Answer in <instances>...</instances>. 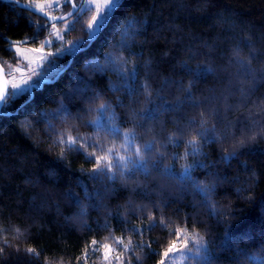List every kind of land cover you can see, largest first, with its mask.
<instances>
[{"label":"trees","instance_id":"16d2710c","mask_svg":"<svg viewBox=\"0 0 264 264\" xmlns=\"http://www.w3.org/2000/svg\"><path fill=\"white\" fill-rule=\"evenodd\" d=\"M70 7L63 3L56 11L61 9L65 14ZM92 14L79 10V16L64 22V39L53 44L54 50H64L54 54L55 70L48 65L45 73L53 70L49 76L53 79L69 66L54 82L33 90L31 99L29 92L11 96L9 91L7 96L5 114L0 116V246H11L0 255V264H45L46 260L54 264L61 259L63 264H75L93 239L106 243L110 235L122 237L125 243L131 239L135 245H145L143 252L131 254V264H137L136 257H140L139 264H157V253L172 239L170 229L174 234L177 227L203 238L207 252L200 249V262L194 264H264V138L238 147L236 158L221 162L225 150H232L231 133L239 136L250 123L247 112L252 104L264 102V80L258 78L245 107L236 110L244 77L236 75L235 49L239 48V57L245 61L253 57L251 66L258 77L264 69V0H121L107 29L89 44L86 29ZM132 19L138 22L136 34L124 42L120 24ZM45 21L13 3L0 1L3 66L4 61H16L9 41L26 40L38 47L51 35V23L44 25ZM64 23L56 24L64 28ZM75 41H85L84 49L71 60L74 52L67 49ZM117 56L129 61L123 71L136 69L134 79L119 75L121 66L109 62ZM206 67L213 71H203ZM190 82L192 97L200 107L193 108L184 100L187 93L180 89L188 88ZM144 84L152 89L153 103L146 107L160 105L161 111L151 119L145 112V119L138 121L143 127L136 129L137 144L154 138L160 141L157 149L168 157L165 165L177 155L183 156L186 141L192 139L189 120L195 118L198 127L201 111L211 115L218 109L223 117L225 106H231L228 118L234 122L232 129L214 117L207 125L209 130L215 125L223 143H205L201 138L199 144L204 156L198 159L207 167L196 168L193 178L215 184L209 199L196 192L190 182L181 185L162 178L155 170L147 179L142 174L135 180L117 177L114 183L103 176L93 179L89 171L93 163L86 162L87 153L79 145L75 151L65 149L64 158H60L61 146L54 144L59 133L68 130L73 135L94 136L92 127L85 124L92 119L107 120L106 113L97 111L102 103L115 111L122 132L130 128L128 106L139 111L145 105H132L129 92L143 102ZM178 100L184 103L176 107ZM121 103L125 107H120ZM177 127L185 135L178 138V144L168 143L167 137ZM148 128L153 131L148 132ZM101 141L111 146L103 134ZM151 155L156 157L158 152ZM89 159L94 162L95 158ZM183 163L175 162L177 174ZM82 210L85 215L80 217ZM150 212L156 227L143 237L130 234L129 229L151 223L147 219ZM161 215L169 227L159 224ZM149 243L151 247H147ZM27 247L41 255L30 258ZM99 255L90 250L88 264H98Z\"/></svg>","mask_w":264,"mask_h":264},{"label":"snow or ice","instance_id":"6c2138e0","mask_svg":"<svg viewBox=\"0 0 264 264\" xmlns=\"http://www.w3.org/2000/svg\"><path fill=\"white\" fill-rule=\"evenodd\" d=\"M13 3H16L19 7L24 9L34 8L36 12H39L43 17H46L44 25H47L48 21H51V28L53 31L50 33L55 36L57 39H63L61 36V29L57 27L56 21H64L68 17H72L74 14L79 16V11L77 5L73 3V0H63L64 4H71L73 11H67L66 14H61L60 16L52 15L50 9L58 8L61 6L62 0H27V2L21 4L20 0H12ZM85 4L89 11L94 9L91 18L88 21L86 36L87 43L94 42L100 34L103 33L110 23L114 9L120 6L121 0H85ZM84 5H81L80 11H83ZM137 21L135 19L124 21L120 24V31L122 36V41L126 42L133 35L136 34ZM44 30H47V27H44ZM35 43V40L31 41ZM17 47L16 52L18 55H23L24 52H31L36 54L31 60L28 61L26 65V72L28 75L22 79V83H16L15 80L12 82V88L15 90L12 95L28 93L30 89H34L43 82L44 73L39 71L43 67V62L47 61L49 57H52L54 54L51 51H45L46 45L52 43V41H44L40 47H33L30 49L21 48L19 45L21 41H15ZM85 41H75L70 44L67 51L76 52L81 50ZM251 46V45H249ZM63 48H57V52L63 51ZM237 55V76H243L244 78L240 80V87L238 89L241 102L237 107V111L245 107V102L249 99V93L253 90L254 85L257 79L264 80V69H261L259 77L257 76V71L251 66L253 57H249L247 61L239 57L240 50L239 48L235 49ZM27 59V58H26ZM114 65H120L121 68L118 69V74L122 77H131L135 78L137 71L135 68H132L127 71L122 69L126 68L129 61L120 58L119 56L111 59L109 61ZM186 66V65H185ZM20 71L21 75L24 76V70L16 69ZM200 71L199 66L197 67V73ZM206 72H212L211 67H206L203 69ZM4 69L0 68V79L4 76ZM35 77V79H34ZM168 81H165L167 84ZM246 85L252 87L246 88ZM118 90V89H117ZM183 92H186L187 95L184 97V100L190 101V106L193 108L200 107V103L195 101L191 94V82L188 88L181 87L180 89ZM143 95L144 100L141 102L139 99L135 98L134 93L129 92V96L132 97L131 104H141L143 103L145 107H142L139 111L135 107L128 106V111L130 112L131 127L127 128L123 132L121 131L122 125L119 123V118L117 117L115 111L107 103H102L97 109L101 114H107V120L101 122L100 119H92L87 121L85 126H91L94 132V136H87L76 134L73 135L71 131L65 130L64 132L59 133V138L54 141V144L61 146L60 158H64V150L75 151L77 150L75 146L79 145L80 149H84L87 153L86 162L93 163V167L89 170L92 173V178L96 179L99 176H103L108 181L115 182L117 177L122 180H135V176L142 174L145 179L152 175V172L155 170L162 178L167 180H176L181 185H185L186 182H190L191 187L198 193L202 194L205 199H209L211 193L215 190V184L208 185L202 182H198L197 179L193 178V172L196 168L204 169L207 167L199 157H203L204 153L202 152L199 144L201 138L203 142H221L223 143L224 137L216 133L215 125L209 130L207 127L208 121L211 117H214L218 122L223 123L226 129H232L234 127V122L228 118V113L232 111L231 106L226 105L224 109V115L221 117V113L218 109H214L211 115L207 112L201 111L199 113L200 121L197 127L195 118L188 121L187 127L191 129L192 139L187 140L185 143V152L183 156L177 155L175 160L172 163L164 164V160L168 159L166 154L163 151L157 149V144L160 143L157 139L150 140L143 144H137V133L136 129L143 127L138 121L144 120V113H148V118H154L156 112L161 111L160 105H155L153 108H147L146 105L153 103L152 89L148 84L143 85ZM5 100V87L3 84H0V103ZM184 103L183 100H178L176 107H179ZM120 107H125L122 103ZM91 112L92 109H89ZM264 118V102L252 104V108L247 112V119L249 124L241 129L239 136L232 132V150H225L224 155L221 157L222 163H229L232 159L236 158L238 147L245 146L249 143L256 142L259 139L264 138V123L261 122ZM241 120L244 117L240 118ZM27 127V125H26ZM49 131L51 128L49 127ZM148 132H152L151 128L147 129ZM106 136L111 141V146H107L106 143L101 141V135ZM185 132L183 129L177 127L176 130L167 137V142L172 144H178V138L183 137ZM65 136L67 137L65 139ZM95 140V143L92 141ZM119 141V144L116 143ZM91 148L92 151L88 152V149ZM163 148V144H161ZM97 152L101 153L97 155ZM158 152L156 157H152L151 154ZM146 156L150 157L146 159ZM89 157H94L93 160ZM191 158V162H189ZM206 158V157H204ZM183 160V166L181 167L180 172L177 174L174 164L176 161ZM163 165V166H162ZM219 181L220 177H215ZM131 201L129 202V204ZM213 208L215 205L213 204ZM85 215V212L82 210L78 216L82 217ZM147 219L151 222L142 227H137L129 229L130 234H139L141 237L144 236L146 232H150L152 228L156 227V218L150 212ZM159 224L163 227H169L166 223V218L161 215L159 218ZM107 228V225H105ZM2 231V229H0ZM17 237L21 235L19 228L16 229ZM172 239L169 240L167 246L160 252L157 253L159 259L157 264H170L177 253H183L185 251L191 252L192 249L189 247V242L198 245L197 255L200 253V249H203L205 254L207 249L204 248V245L201 243L202 237L198 235H191L188 233L187 228L177 227L174 234L171 233ZM106 240L110 242L99 243L96 239H93L90 244H87L82 250L81 256L76 258L75 264H88V259L91 252H99L100 255L96 257L98 264H131V254L135 251L143 252L145 245L141 243L140 245H135L131 239L127 243L124 242L122 237H106ZM5 243L4 246H0V255H3L5 249L10 247ZM116 246H120L117 248ZM151 247V243L147 245ZM19 251V248L16 249ZM26 253L30 258H38L41 253L33 247H27ZM127 257V259H126ZM183 257H181L182 259ZM51 259V258H49ZM137 264H139L140 257H136ZM45 264H48V261H45ZM54 264H63L61 259Z\"/></svg>","mask_w":264,"mask_h":264},{"label":"rangeland","instance_id":"374dc122","mask_svg":"<svg viewBox=\"0 0 264 264\" xmlns=\"http://www.w3.org/2000/svg\"><path fill=\"white\" fill-rule=\"evenodd\" d=\"M37 2H39V0H37ZM62 4H63V0H62L61 5ZM82 5H84V9L83 10H88V8H87V6L85 4V0H83ZM56 9L57 8H53V9H50L49 11H50V13L52 15H56V16H60L61 14H63L61 9L59 11H56ZM93 12H94V9L92 10V13ZM59 29L62 30L61 31V36L64 39V31H66V29H67V23H64V28H59ZM52 31H53V29L51 28V32ZM63 39H57L53 35L48 36L44 41H46V40L47 41H52V43L46 45L45 51L46 52L47 51H51V52H53V54H55L57 51L54 50L53 44L55 42L62 41ZM63 45H64L63 42H60V46H63ZM19 46L21 48H27V49L33 48L32 46H30L28 44L19 45ZM40 46H38V47H40ZM16 47H17V45H11V47H10L11 50L14 52V57L16 58V61L14 63H8L7 61L3 62L4 68L6 69V72L8 73V76H9L8 77V80H9V91H10V95L11 96H16V95L19 94V93H17L16 95H12L11 94V93H13L15 91L12 88L13 80H15L16 83H22V79L25 78L28 75V73L26 72V65L28 64V61L31 60L36 55L34 53H31V52H24L23 55H18L17 52H16ZM48 65L50 67H52L53 70H55L54 69V65H55L54 55L52 57H49L47 61L43 62V67L41 69H38L39 71H42L45 74L44 75V79L49 78V76L51 75V72H53V70L50 69V71H48V73L47 72L45 73L46 68L48 67ZM18 68L24 70V76L21 75L20 71H16V69H18ZM34 79H35V77H34ZM116 247L119 248L120 246H116ZM189 247H191V249H192L191 252L185 251L183 253H177L176 257L172 261H170V264H183L184 262L187 263L188 261L191 264L200 262L199 259H197V258H199V256H201L200 253H199V255H197L198 245L189 242ZM181 257H183V258L181 259Z\"/></svg>","mask_w":264,"mask_h":264},{"label":"water","instance_id":"95a60500","mask_svg":"<svg viewBox=\"0 0 264 264\" xmlns=\"http://www.w3.org/2000/svg\"><path fill=\"white\" fill-rule=\"evenodd\" d=\"M0 1H3V2H7V3H13L12 2V0H0ZM21 4H23L24 2H20ZM73 3H75L74 2V0H73ZM82 3H83V0H80L78 3H75L76 5H77V9L75 10V11H79L80 10V7H81V5H82ZM13 4H15V5H17L16 3H13ZM18 6V5H17ZM70 10L69 11H73V9H72V5L70 4ZM19 7V6H18ZM21 8V7H20ZM118 8V7H117ZM116 8V9H117ZM21 9H24V8H21ZM116 9H114V11H113V13L115 12V10ZM24 10H26V11H29V12H31L32 14H35V15H37V16H39V17H41V18H43V19H47L46 17H43L39 12H36L35 10H34V8H29V9H24ZM66 14V13H65ZM113 15V14H112ZM73 16H75V14L73 15ZM72 16V17H73ZM72 17H68V18H66L64 21H56L55 23H64V22H66V21H68V20H70ZM49 23H52L51 21H48ZM15 41H21L22 43L20 44V45H25V44H27V42L28 41H26V40H11V41H9V44L10 45H16V43H14ZM84 48H81V50H83ZM81 50H79V51H81ZM79 51H76V52H74L73 53V55H72V57H71V60L73 59V57L79 52ZM69 66V64L67 65V67ZM67 67H65L64 69H62L53 79H51V78H46V79H43V82L42 83H40L39 84V86L38 87H36V88H34V89H30L29 90V93H30V99L32 98V96H33V90H39V89H41L42 87H43V85H44V83H51V82H54L66 69H67ZM0 68H3L4 69V76H3V78L2 79H0V84H3V86L5 87V100L2 102V103H0V116L1 115H4L5 113L3 112V108H4V105H5V102H6V99H7V96H8V93H9V80H8V77H7V74H6V70H5V68H4V66L2 65V63L0 62Z\"/></svg>","mask_w":264,"mask_h":264}]
</instances>
